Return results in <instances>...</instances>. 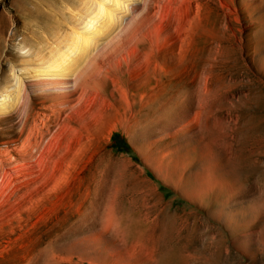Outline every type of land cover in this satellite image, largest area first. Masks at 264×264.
<instances>
[{"label":"rangeland","instance_id":"obj_1","mask_svg":"<svg viewBox=\"0 0 264 264\" xmlns=\"http://www.w3.org/2000/svg\"><path fill=\"white\" fill-rule=\"evenodd\" d=\"M37 1L58 25L76 0ZM23 2L0 0V89L24 80L0 112V264H264V0L148 1L43 137L20 131L49 112Z\"/></svg>","mask_w":264,"mask_h":264},{"label":"bare ground","instance_id":"obj_2","mask_svg":"<svg viewBox=\"0 0 264 264\" xmlns=\"http://www.w3.org/2000/svg\"><path fill=\"white\" fill-rule=\"evenodd\" d=\"M23 1L21 17L30 16L32 23L22 26L18 50L31 56H25L20 71L30 80V86L40 92L49 112L29 113L25 109L20 131L34 129L43 137L50 133V125H57L55 121H48L50 113H57V106L66 107L84 97L103 55L128 36L149 8L150 0H74L71 6L64 7L68 13L58 25L51 23L49 13L40 11L37 0ZM28 2L34 7L27 9L24 3ZM9 73L10 82L0 89V112L17 104L24 88L23 77L13 68ZM34 158L35 162L40 161ZM27 169L32 167L27 166Z\"/></svg>","mask_w":264,"mask_h":264}]
</instances>
